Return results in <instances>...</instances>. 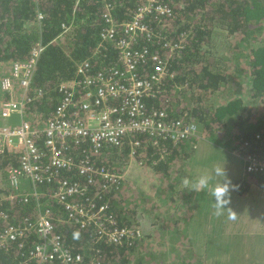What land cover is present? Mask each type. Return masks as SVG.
Instances as JSON below:
<instances>
[{
    "label": "trees",
    "instance_id": "obj_1",
    "mask_svg": "<svg viewBox=\"0 0 264 264\" xmlns=\"http://www.w3.org/2000/svg\"><path fill=\"white\" fill-rule=\"evenodd\" d=\"M157 1L156 4L168 5L171 13L165 16L145 14L144 24L148 30L137 38L134 47L147 49L148 53L145 61L139 63L137 72L141 78L150 76L154 71L153 57L158 56L174 77L165 79L160 93L145 98V103L148 110H165L168 120L196 122L198 134L178 144L165 141L159 150L153 145L150 134H133L123 140L121 147L106 145L100 153H92L93 164L125 168L133 156L131 142L139 141L135 157L161 174L160 179L164 180L181 161L182 167L209 164L202 160V164L192 162L191 159L195 144L205 141L213 149L223 150L219 156L228 152L225 150L242 155L239 160L248 177L245 189L253 182L264 187V174L248 172L246 162L249 154L262 155L264 151V0ZM148 2L0 0V81L11 75L13 63L31 58L37 43L43 46L26 94L24 115H18L20 122L29 121L34 128L43 129L62 100L60 83L77 78L81 63L90 62L93 75H110L115 69H122L118 44L125 37L123 24L133 20L138 9ZM107 14L116 28L113 38L104 36L112 25L106 19ZM243 88L248 90L246 94L240 93ZM80 91L79 99L84 97L85 90L81 88ZM16 92L20 96L24 93L19 86H16ZM3 93L0 91V104L16 97ZM112 103L117 104L116 101ZM44 140L43 133L35 137L36 144L42 148L45 147ZM72 144L69 153L77 161L87 151L94 152L88 141L79 146ZM23 154L22 148L6 147L0 152V197L12 191L8 172L20 166ZM196 154L197 150L195 157ZM47 162L44 159V163ZM123 170L120 171L124 173ZM59 175L86 183L77 167L60 169ZM131 184L129 189L133 194ZM237 184L239 187L235 185V190L241 191L240 181ZM57 185V180H52L39 184L37 190L50 192L56 190ZM126 186L128 184L123 179L119 189L104 193L102 201L109 203V211L120 226L140 230L141 235L134 244L98 241L94 228H82L66 220L67 211L63 205L45 199L46 196L41 197L40 207L35 198L27 202L16 199L12 203L5 198L0 204V215L5 213L8 218L0 216V234L8 226L17 225L26 218L36 221L40 212L49 210L56 233L63 237L73 253L84 257V264L96 261L102 264H142L143 256L140 255L144 252L139 243L144 242L146 236L137 218L141 203L134 201L137 200L134 195L123 193ZM29 188L25 189L31 191ZM98 188H92L90 194L93 195ZM171 216L169 211L167 217ZM185 218L181 216L187 222ZM159 221L163 232L175 231L184 234L185 239L192 229L187 225L181 232L184 225H178L171 230L163 223L164 218L155 224ZM190 240L184 244L202 246ZM39 242L37 230L32 229L17 240L0 245V264H38L32 251ZM166 249H170V243ZM168 260L171 263L166 264H182L181 258ZM42 264L62 263L56 260ZM183 264L193 262L188 260Z\"/></svg>",
    "mask_w": 264,
    "mask_h": 264
},
{
    "label": "built area",
    "instance_id": "obj_2",
    "mask_svg": "<svg viewBox=\"0 0 264 264\" xmlns=\"http://www.w3.org/2000/svg\"><path fill=\"white\" fill-rule=\"evenodd\" d=\"M156 3L157 0H149L148 4L138 9L133 20L123 24L125 37L118 44L122 69H115L110 75H93L90 73V62L81 63L77 78L60 83L62 100L43 129L34 128L25 120L18 125H10L9 122L15 115H24L25 100L28 98L26 94L43 46L37 43L28 61L12 64L11 75L0 81V90L14 96L16 86H19L24 93L21 96L19 94L18 99L16 96L0 104V152L10 147L22 148L24 154L20 166L8 172L13 188L9 195L0 197V204L5 198L11 203L16 199L27 202L35 198L40 207L41 197L46 196L45 199L63 205L67 211L66 220L82 228H94L98 241L129 245L137 241L141 235L140 230L120 226L109 211V203L102 201L105 192L120 188L125 179L124 173L119 169L94 165L92 153H100L106 145L121 147L123 140L133 134H150L153 145L159 150L163 142L178 144L181 140L197 135L199 130L194 121L168 120L165 110L147 109L145 98L159 94L163 81L174 77L158 56L153 57L154 71L150 76L141 78L137 72L139 63L145 61L148 53L147 49L134 47L137 38L148 30L144 24L145 14L165 16L171 13L168 5ZM106 19L112 25L104 36L113 38L116 33L114 22L109 14ZM81 88L85 90L84 97L79 99L77 96ZM113 101L117 104H113ZM39 133L45 136L44 148L36 144L35 137ZM85 141L91 144L94 152L87 151L77 161L69 153L72 143L79 146ZM131 144V159L139 166L146 167L143 161L135 157L140 142L132 141ZM44 159H47V164ZM246 162L248 172L264 174V151L262 155L249 154ZM73 167H77L80 175L85 177V184L59 175L60 169L69 170ZM52 180H57L56 190H37L39 184ZM27 186L31 191L25 189ZM92 188H98L93 195L90 194ZM0 216L8 218L5 213ZM32 229L37 230L40 241L32 251L38 264L56 260L62 264H84V257L73 253L63 237L56 233L49 210L40 212L36 221L26 218L17 225L8 226L0 234V245L17 240ZM94 264L102 263L96 261Z\"/></svg>",
    "mask_w": 264,
    "mask_h": 264
},
{
    "label": "crops",
    "instance_id": "obj_3",
    "mask_svg": "<svg viewBox=\"0 0 264 264\" xmlns=\"http://www.w3.org/2000/svg\"><path fill=\"white\" fill-rule=\"evenodd\" d=\"M20 120L21 117L15 115L9 119V122L18 125ZM195 150H197L196 157L199 158L209 156L213 153L214 149L205 141H198L195 144V149L192 153L194 155L191 159H193V162L201 163V161L197 160L195 157ZM231 154L225 153L217 159V161L213 162L215 159H210L209 164L201 163L202 165L198 164L199 166L184 165V167H182L181 161V163H176L170 175L164 177V180L162 178L160 179L161 174H158L150 166H139L132 159H130L126 167L123 168L125 182L128 184L126 189L123 190V193L127 194V196L136 195V201H140L141 203L137 218L140 224L141 222L143 223V225H141L146 236L144 242L147 244V242L152 240L161 241L162 253L158 254V259H174L175 256L181 258L183 257L181 248L185 247V242L189 243L191 242L190 239H192L203 244L204 239L208 240L211 238V235L214 236L216 234L211 231L209 232L204 226L207 224L202 222L204 218L210 216L205 214L206 212L216 213L212 196L204 191L199 193L191 191L190 187L184 185L183 180L185 178L191 179L197 177L206 172H211L214 165H217L219 162L222 164L226 160L227 173L232 183L239 187L237 182L240 181V185L241 187L243 186V189L241 191H232L231 201L226 205L228 209L224 210L226 213L225 217L229 218L230 216H234V220H238L247 215V218L237 221L242 229L233 237L235 242L231 244L229 255L231 257L230 263L226 262V264H264V257H261V260L258 259L260 256H264V187L253 182L245 189L248 177L245 170L242 169L240 160ZM180 176L182 177L178 181L177 178ZM130 183H132L131 185L134 187L133 194L129 189ZM193 200H195V203H193ZM169 211L172 213L170 218L167 217ZM181 216L186 217L185 219H187V222L182 220ZM160 218H164L165 221L163 223L171 230L178 225H184L180 230L181 232L187 225L193 227V224H197L193 223L194 220L198 221L201 218L203 219L201 223H198L197 229L194 232L190 230L187 239H185L186 237L184 234L179 235L178 232L175 231L163 232L160 229L161 222L159 221L158 224H155ZM177 220L179 221L176 223L175 221ZM232 220L233 219H230V222ZM256 224L258 227L254 233L250 235L249 239L246 237L245 232H253V228ZM205 235H207V238H205ZM167 243H170V249H166ZM179 244L183 245L179 246ZM224 246L225 244L221 243V247ZM199 247L202 252L205 253L203 247L200 245ZM178 249L181 250L179 251ZM211 249H213V247ZM255 250H257L258 253H254ZM141 251L145 252L143 249H141ZM234 255H237L236 259H234ZM191 256L192 255H190V257Z\"/></svg>",
    "mask_w": 264,
    "mask_h": 264
},
{
    "label": "rangeland",
    "instance_id": "obj_4",
    "mask_svg": "<svg viewBox=\"0 0 264 264\" xmlns=\"http://www.w3.org/2000/svg\"><path fill=\"white\" fill-rule=\"evenodd\" d=\"M241 86H244L241 84ZM247 89L243 88L240 93L241 94H246L247 93ZM19 93L16 92L14 94V96H18ZM17 122V121H16ZM14 122V123H16ZM10 125H16V124H11ZM239 148H235L234 150H238ZM228 152V154H231V150H225ZM223 150L219 149V148H215L213 150V153L211 154V156H205V157H199L197 158V160H202L203 163H209L210 159H215L213 162L217 161V159H219L221 156H219V154H222ZM237 159H239V157H241L238 152L237 153H232ZM231 154V155H232ZM191 162V161H190ZM193 162V160H192ZM120 162H118L119 164ZM217 164H221L220 162ZM116 169H123V168H116ZM133 197V195H132ZM134 198L135 195H134ZM136 202V200H134ZM193 203H195V200H193ZM205 214L210 215L209 217L206 218H201L200 220L196 221L194 220L193 223H197V224H193V227L191 229V232H194L197 228L198 223H201L202 219H203V223L207 224L204 225L208 231L216 233L214 236L211 235L210 239H204L202 247L205 253L202 252V250L200 249L199 246H195V245H190V244H184L185 247L181 248L182 252H183V257H181V263L183 264L185 261H192L193 264H226V262L230 263V259L231 257L230 255V249H231V244L232 242H235V240L233 239L234 235L237 234L238 231H240L242 228L240 227L239 223L237 222L238 220H242L247 218V215H245L244 217L239 218L238 220H232L230 222V219L226 216L225 211L223 212L222 215H217L216 213H209L206 212ZM213 214V215H212ZM141 224L143 225V223L141 222ZM257 224L254 226L253 228V232H245L246 237H248L250 239V235L252 233H254V231L257 229ZM143 228V227H142ZM183 228V227H182ZM181 228V229H182ZM225 228V229H223ZM159 236V235H157ZM156 237V236H155ZM160 237V236H159ZM204 237V236H203ZM205 238H207V235H205ZM221 241V242H219ZM160 240L155 241L152 240L150 242H147V244L145 242H140L139 246L141 249H143L145 252L144 254L140 255L143 256V260H142V264H166L171 263V261H169L168 259H158V254L162 253V246L160 245ZM192 243H196V242H192ZM218 243V244H217ZM221 243H224L225 246L221 247ZM183 244H179V246H182ZM216 245V247H215ZM213 247H215V249H211ZM221 247V248H220ZM180 251V249H178ZM254 253H258L257 250L254 251ZM197 256H195V255ZM190 255H192L190 257ZM195 256V257H194ZM190 257V258H189ZM237 255H234V259H236ZM261 257L264 256H260L258 259L261 260ZM174 259H177V256L174 257ZM264 263V262H263Z\"/></svg>",
    "mask_w": 264,
    "mask_h": 264
},
{
    "label": "clouds",
    "instance_id": "obj_5",
    "mask_svg": "<svg viewBox=\"0 0 264 264\" xmlns=\"http://www.w3.org/2000/svg\"><path fill=\"white\" fill-rule=\"evenodd\" d=\"M185 186L190 187L191 191L196 193L207 192L214 200L217 215H222L231 201V193L236 186L232 183L227 173L226 160L222 164L214 165L211 172H206L194 178H185ZM234 219V216H230Z\"/></svg>",
    "mask_w": 264,
    "mask_h": 264
}]
</instances>
